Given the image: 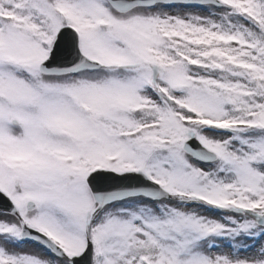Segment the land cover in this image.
Wrapping results in <instances>:
<instances>
[{
  "label": "snow or ice",
  "instance_id": "snow-or-ice-1",
  "mask_svg": "<svg viewBox=\"0 0 264 264\" xmlns=\"http://www.w3.org/2000/svg\"><path fill=\"white\" fill-rule=\"evenodd\" d=\"M0 264H264V0H0Z\"/></svg>",
  "mask_w": 264,
  "mask_h": 264
}]
</instances>
